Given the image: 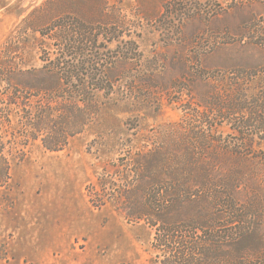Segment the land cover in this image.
<instances>
[{
  "label": "trees",
  "instance_id": "16d2710c",
  "mask_svg": "<svg viewBox=\"0 0 264 264\" xmlns=\"http://www.w3.org/2000/svg\"><path fill=\"white\" fill-rule=\"evenodd\" d=\"M254 3L264 0H230L233 8ZM44 8L16 26L17 37L32 29L50 42L42 65L0 69V188L13 159L22 160L34 144L66 148L116 88L135 104L159 107L165 100L182 109V120L148 130L137 142L126 139L86 185L88 202L112 204L153 230L155 255L147 264H264V22L245 46L252 61L192 66L184 71L188 79L182 73L166 82L141 71L119 81L105 73L142 59L137 41L122 38L121 10L107 12L104 0L92 21L65 12L46 20ZM124 124L137 136L138 125L127 118Z\"/></svg>",
  "mask_w": 264,
  "mask_h": 264
},
{
  "label": "rangeland",
  "instance_id": "374dc122",
  "mask_svg": "<svg viewBox=\"0 0 264 264\" xmlns=\"http://www.w3.org/2000/svg\"><path fill=\"white\" fill-rule=\"evenodd\" d=\"M49 1L0 0V69L5 63L21 69L42 65L43 49L50 51V42H41L32 29L21 37L16 33V26L33 17L36 8L48 6L46 20L65 12L92 21L104 0H61V8ZM106 1L107 12L115 7L124 16L122 38L135 39L142 54L140 63L105 73L119 81L142 71L155 72L159 80L168 82L192 66L208 70L252 61L245 46L255 39L258 23L264 22L262 3L233 8L230 0ZM10 35L15 37L4 54ZM182 77L188 79L185 73ZM113 93L111 103L101 106L84 132L63 150L47 151L34 144L22 160H12L9 182L0 188V264H147L154 257L153 230L141 221H128L112 204L91 206L85 187L104 162L116 157L126 139L137 142L148 130L180 122L184 112L165 100L156 107L132 103L120 88ZM126 118L138 125L137 136L127 130ZM260 147L264 150V142ZM63 211L72 212L74 218L62 219ZM82 232L80 238L74 236Z\"/></svg>",
  "mask_w": 264,
  "mask_h": 264
},
{
  "label": "bare ground",
  "instance_id": "6f19581e",
  "mask_svg": "<svg viewBox=\"0 0 264 264\" xmlns=\"http://www.w3.org/2000/svg\"><path fill=\"white\" fill-rule=\"evenodd\" d=\"M61 218L62 219H66V220H71V219H73L74 218V214L72 213V212H66V211H63V215L61 216ZM73 223H75V222H73ZM105 230H107L106 231V233L108 234V233H111V228L110 227H108V228H104V231ZM83 234V232L82 233H79V234H77V235H74V236H77L78 238H80V236ZM116 234H118V232H115L114 234H112L113 236V238L115 237V235ZM79 240H81V239H79Z\"/></svg>",
  "mask_w": 264,
  "mask_h": 264
}]
</instances>
